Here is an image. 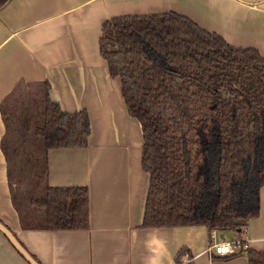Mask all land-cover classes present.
Wrapping results in <instances>:
<instances>
[{"label":"trees","instance_id":"trees-1","mask_svg":"<svg viewBox=\"0 0 264 264\" xmlns=\"http://www.w3.org/2000/svg\"><path fill=\"white\" fill-rule=\"evenodd\" d=\"M9 1L0 0V8ZM100 52L111 77L120 80L129 115L142 127V166L150 175L143 225L244 231L259 214L264 185V57L172 12L107 21ZM22 86L1 103V148L19 220L23 227L89 228L88 188L50 186L45 179L50 149L88 146L90 117L65 112L45 87L43 124L34 129L43 147L34 159L43 168L35 175L44 179V193L27 199L29 186H19L27 178L21 163L27 158L16 138L27 130L16 121ZM17 191L24 209L14 202ZM247 258L264 264V251L248 249Z\"/></svg>","mask_w":264,"mask_h":264},{"label":"crops","instance_id":"crops-1","mask_svg":"<svg viewBox=\"0 0 264 264\" xmlns=\"http://www.w3.org/2000/svg\"><path fill=\"white\" fill-rule=\"evenodd\" d=\"M171 12L264 57V0H10L0 8V221L41 264H249L248 249L264 251V185L246 231H216L248 240L236 255H213L205 225H143L150 175L142 166V127L128 113L100 40L111 19ZM19 85L46 87L65 112L90 117L88 146L50 149L45 179L88 188L89 228L23 227L19 220L1 148V103ZM0 264H29L1 231Z\"/></svg>","mask_w":264,"mask_h":264},{"label":"rangeland","instance_id":"rangeland-1","mask_svg":"<svg viewBox=\"0 0 264 264\" xmlns=\"http://www.w3.org/2000/svg\"><path fill=\"white\" fill-rule=\"evenodd\" d=\"M19 98H20V109L19 114L17 115L16 120L17 123L20 122L19 130H23L27 126V130L25 133L19 132L17 135V139L21 142L22 146L20 152L26 155V160L22 161V166L26 170V180L19 183L21 188L28 187L30 190L26 192V198L28 199L30 196H40L44 192V179H42L41 175L35 174H42L43 168L35 167L36 160L34 159V155L37 152H41L42 145L40 144V140H36L34 129L35 127H40L43 124L44 118V108L45 105L42 103L40 98H43L45 93V88L42 86H23L21 89ZM30 174L27 176V173ZM16 184V182H14ZM22 197H20L19 192L17 191L14 194V202L17 203L21 208L24 209L22 205L24 202ZM41 210V209H40ZM42 211H40L39 219L41 220L43 215ZM218 231V230H216ZM229 236L226 235V238Z\"/></svg>","mask_w":264,"mask_h":264},{"label":"built area","instance_id":"built-area-1","mask_svg":"<svg viewBox=\"0 0 264 264\" xmlns=\"http://www.w3.org/2000/svg\"><path fill=\"white\" fill-rule=\"evenodd\" d=\"M247 229L244 228V231ZM213 242L211 245L212 254L217 257H226L230 255H236L243 251H246L249 248V243L246 238H235L232 240H225L223 238H218L216 235V231L212 232ZM185 263L191 261V257L186 254Z\"/></svg>","mask_w":264,"mask_h":264},{"label":"water","instance_id":"water-1","mask_svg":"<svg viewBox=\"0 0 264 264\" xmlns=\"http://www.w3.org/2000/svg\"><path fill=\"white\" fill-rule=\"evenodd\" d=\"M0 231L4 234L7 240L12 244L15 250L29 263L40 264L37 260L23 247L15 235L0 221Z\"/></svg>","mask_w":264,"mask_h":264}]
</instances>
